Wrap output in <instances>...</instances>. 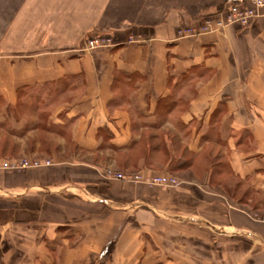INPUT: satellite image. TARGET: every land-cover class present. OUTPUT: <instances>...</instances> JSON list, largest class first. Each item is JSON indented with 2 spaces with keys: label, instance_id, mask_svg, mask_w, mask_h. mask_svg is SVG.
<instances>
[{
  "label": "crops",
  "instance_id": "0c3cea01",
  "mask_svg": "<svg viewBox=\"0 0 264 264\" xmlns=\"http://www.w3.org/2000/svg\"><path fill=\"white\" fill-rule=\"evenodd\" d=\"M68 1L71 42L0 44V158L54 162L0 174V264H264V10L179 39L227 0ZM95 29L114 45L84 52ZM224 165L241 207L209 187ZM106 169L188 176L168 190Z\"/></svg>",
  "mask_w": 264,
  "mask_h": 264
},
{
  "label": "rangeland",
  "instance_id": "374dc122",
  "mask_svg": "<svg viewBox=\"0 0 264 264\" xmlns=\"http://www.w3.org/2000/svg\"><path fill=\"white\" fill-rule=\"evenodd\" d=\"M20 1L21 0H0V44L1 45L4 42L6 47L11 46V47L16 48V46H20V47L25 46L27 50L37 48L40 46L39 45L40 42L43 41L41 40L39 36L42 32L40 28L45 29L46 31H48L47 33L53 35V39H50V40L54 41V39L58 37L56 40L60 41L61 44H66L67 42H71L72 41L71 39L68 40L69 38L68 36H71V34L72 35L74 34L76 36H79L81 34V31L80 30L77 31V29H75L74 27V25L76 26V24H80L81 22L80 19L75 24L73 23L66 24V22H64V20H67L66 18H68L69 15L71 16L73 13V6H72L73 3H70L68 0H48V1L35 0L36 2L34 0H31V2L27 1L26 7H21ZM65 3H67L68 7L65 5ZM207 17L208 16L202 17L198 20L193 21L189 25L179 27L177 30L178 36L180 35L179 31H182L184 28L195 26L196 24H200ZM61 21H63V23H61ZM44 33L46 32H43V34ZM4 39L7 40L6 43ZM179 39H187V38H181L179 36ZM192 39H195V38H192ZM94 40H98L100 42H103L106 40L111 41V44H112L111 46H103L97 49L112 47L114 45V39L110 36V34L106 32H98V30L95 29V32H91L90 35H88L86 38L82 40V42L85 44V46L82 48L84 52H91V51L97 50V49L87 50V46L89 42L94 41ZM131 41H134L133 37L129 39V42ZM41 138L43 139V149L49 150L48 148L50 146L49 145L50 139L48 135H42ZM13 145L17 146L18 148L17 144H13ZM210 155L211 154L209 151L205 152L203 159L199 161V165L201 166L200 171L203 174L204 173L210 174L211 172L217 171L216 163L218 161L216 162L215 160H212ZM20 161L29 162L30 165L31 164L33 165L36 162V163L42 164V166L41 168H33V166H30L32 168L23 169V170L16 171V172H23L27 170H40L44 168H50L54 165L53 164L54 162L52 161V159H50V157L47 154L43 155L42 157L19 155V156H14V157L5 156V158H0V162H10L12 164L16 162H20ZM176 168L177 167L173 168V171L176 170ZM219 169L222 170L223 176H225V177H220L221 179L224 178L222 179L223 182L222 183L213 182L212 184H209V187L211 186L212 188L214 187L217 188L220 186L222 189V192L224 194L226 193V195L229 196V199L231 201H234V203L238 207H241L242 205L241 202L243 200L241 197L243 194H245L243 193V190H245L244 192H246V194L249 195L247 193V189H243V186L241 185V183L237 181L235 178L231 177V175L227 172V168L225 167V165L224 167H219ZM4 173H1V174H4ZM115 174H123V175L125 174L126 175V174H139V173H135V172L120 173V172H116L114 169H106L104 173V175H106V177L110 180H116L114 177H108V176H112ZM165 175L178 179L180 183L179 185L180 187L183 184L180 179L183 178V176H188V173L182 172V174H176L174 172L170 174L169 173L162 174L159 176H165ZM166 189L170 190V189H175V188H166Z\"/></svg>",
  "mask_w": 264,
  "mask_h": 264
},
{
  "label": "built area",
  "instance_id": "2783aa9c",
  "mask_svg": "<svg viewBox=\"0 0 264 264\" xmlns=\"http://www.w3.org/2000/svg\"><path fill=\"white\" fill-rule=\"evenodd\" d=\"M264 10V0H227L225 8L208 16L200 24L184 28L179 31L181 38H196L206 33L222 32L230 27L249 28L255 24L260 17L261 11ZM111 41L100 42L94 40L89 42L87 50H94L103 46H111ZM41 168L42 164L34 163L33 165L26 161L16 163L0 162V174L4 172H16L23 169ZM108 177H114L130 184H141L149 187L176 188L180 183L178 179L165 176H144L143 174H115Z\"/></svg>",
  "mask_w": 264,
  "mask_h": 264
}]
</instances>
